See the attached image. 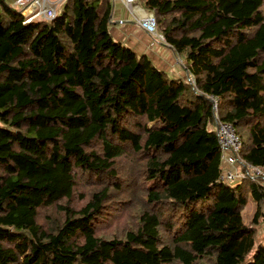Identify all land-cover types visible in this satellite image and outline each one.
<instances>
[{"label": "trees", "instance_id": "16d2710c", "mask_svg": "<svg viewBox=\"0 0 264 264\" xmlns=\"http://www.w3.org/2000/svg\"><path fill=\"white\" fill-rule=\"evenodd\" d=\"M139 3L195 86L113 37L112 0H0V264H264V0ZM211 96L262 176L219 182Z\"/></svg>", "mask_w": 264, "mask_h": 264}, {"label": "built area", "instance_id": "2783aa9c", "mask_svg": "<svg viewBox=\"0 0 264 264\" xmlns=\"http://www.w3.org/2000/svg\"><path fill=\"white\" fill-rule=\"evenodd\" d=\"M65 0L60 1V3ZM127 6H136L139 0H123ZM59 2L51 0H15L14 5L19 7L22 15L25 17V23L29 24L37 20L52 21L58 15ZM139 26L147 34L155 38L161 43H166V38L159 33L158 22L154 13L149 12L146 17L139 20ZM178 64L183 65L181 58L178 59ZM187 77L183 80L186 84L195 86V77L190 72H187ZM213 108L216 116V131L219 138V143L223 152V162L230 166L229 169L224 168L219 177L220 183L235 184L243 181L248 176L256 179L263 175L260 168L249 165L246 161L240 158L243 148V142L238 135L233 124L224 122L219 117V100L211 96ZM241 168V171H240ZM243 168L246 171H243Z\"/></svg>", "mask_w": 264, "mask_h": 264}, {"label": "crops", "instance_id": "0c3cea01", "mask_svg": "<svg viewBox=\"0 0 264 264\" xmlns=\"http://www.w3.org/2000/svg\"><path fill=\"white\" fill-rule=\"evenodd\" d=\"M10 1L15 3V0ZM112 2L114 5L111 26L113 37L139 54L149 55L156 66L173 77L183 79L187 77L184 62L182 66L178 64L180 57L169 46L156 41L139 26V20L146 17L150 11L144 9L140 3L136 6H127L123 0H112ZM224 168L229 169L230 166L224 164Z\"/></svg>", "mask_w": 264, "mask_h": 264}, {"label": "rangeland", "instance_id": "374dc122", "mask_svg": "<svg viewBox=\"0 0 264 264\" xmlns=\"http://www.w3.org/2000/svg\"><path fill=\"white\" fill-rule=\"evenodd\" d=\"M8 1H10V0H8ZM51 1L54 3L59 2L58 12H61L63 3H60V1H58V0H51ZM15 8L17 10L21 11L19 7L15 6ZM212 129H216V127L215 128L213 127ZM245 140H247V136H245ZM240 171H241V168H240ZM256 210H257V203L253 197H250V200H249V203L246 207V210L243 213L244 221L246 224H250L253 221V217L256 213ZM263 237H264V226H263L261 233H260V238H259V241L261 240L260 242H262ZM255 251H256V249L251 251L250 255L248 256V260H247L246 264L253 260V255H254Z\"/></svg>", "mask_w": 264, "mask_h": 264}, {"label": "bare ground", "instance_id": "6f19581e", "mask_svg": "<svg viewBox=\"0 0 264 264\" xmlns=\"http://www.w3.org/2000/svg\"><path fill=\"white\" fill-rule=\"evenodd\" d=\"M263 171H264V170H263ZM263 171H262V172H263Z\"/></svg>", "mask_w": 264, "mask_h": 264}]
</instances>
